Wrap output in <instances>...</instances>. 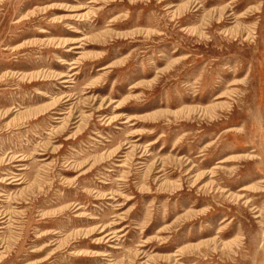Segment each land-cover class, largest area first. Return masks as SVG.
Returning <instances> with one entry per match:
<instances>
[{
    "label": "rangeland",
    "instance_id": "374dc122",
    "mask_svg": "<svg viewBox=\"0 0 264 264\" xmlns=\"http://www.w3.org/2000/svg\"><path fill=\"white\" fill-rule=\"evenodd\" d=\"M7 170L0 264H264V0H0Z\"/></svg>",
    "mask_w": 264,
    "mask_h": 264
},
{
    "label": "bare ground",
    "instance_id": "6f19581e",
    "mask_svg": "<svg viewBox=\"0 0 264 264\" xmlns=\"http://www.w3.org/2000/svg\"><path fill=\"white\" fill-rule=\"evenodd\" d=\"M79 43V41L77 40H75L74 42L73 41H71L70 42V44H73V46H71V47H69L66 51L67 52H73V51H76V50H79L80 49V47L78 46V45H76V44H78ZM77 53V52H76ZM78 54V53H77ZM75 62H73L72 64H74ZM62 64H64V65H70L68 62H66V61H62ZM71 69H75L74 67H72ZM73 75H75V74H73ZM73 75H71V76H68V75H59L58 76V78H57V80H60V84H69V83H71V78L70 77H72ZM68 101H71V99H66L64 102H62L61 104H59V105H57L53 110H54V116H53V120L54 121H57V123H63V121L65 120L64 118H63V116H70L71 115V112H70V110L69 109H71V103L69 102V103H67ZM69 109H68V108ZM105 120V119H104ZM107 121H109V122H106V123H110V122H116V120H114V119H108ZM122 123H125V122H122ZM154 143H150L148 146H152ZM131 151H134L133 149L131 150ZM132 152H130V154H131ZM39 155H41V156H45L46 155V153H40ZM129 157V154H127V153H124V155L122 154V155H120L119 156V158H120V160H118V162H120L121 164L120 165H117V167H126V165H127V158ZM137 159H139V160H143V158H142V156H138L137 157ZM222 161H220V162H218V163H221ZM186 163H189L188 161H186ZM137 164H139V169H143L144 167H145V162H143V161H138V163ZM213 169H216V167L215 168H213ZM160 171H163L162 169H160V170H158L157 172H160ZM191 171V169H189V170H187V172L186 173H189ZM214 173H215V171H213ZM4 176L3 177H1L0 178V184H4V185H15V182L17 181L16 179H14L12 176L13 175H15L14 173H12L11 171H8L7 170V173H4L3 174ZM10 175V176H9ZM4 192H6V191H4ZM0 193V202L1 203H4L6 200H8V197H6V194L5 193ZM243 198V196H241V199ZM250 204V201L249 200H246L245 202H244V205H246V206H248ZM255 213H257V211L255 212ZM260 216L259 215H256L255 216V218H259ZM118 219V218H117ZM7 225V221H6V215L5 216H3V217H0V230H3V229H5V226ZM113 226H115V225H118V223H114V224H112ZM123 229H120V230H118V232H120V231H122ZM102 232H104V230H102L101 231V233ZM116 233V232H115ZM115 233H113V232H108V233H105V235L104 236H102V238H100V239H102L103 241H107L108 243H111V244H114L115 243V241H117V238H116V236L114 235ZM120 237H123V235H121ZM110 247H112V248H117V246H114V245H110ZM0 248H1V246H0ZM1 250V249H0ZM105 256H107V255H105Z\"/></svg>",
    "mask_w": 264,
    "mask_h": 264
}]
</instances>
